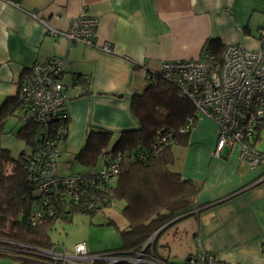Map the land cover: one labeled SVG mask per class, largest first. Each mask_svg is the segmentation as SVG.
<instances>
[{"label":"crops","instance_id":"1","mask_svg":"<svg viewBox=\"0 0 264 264\" xmlns=\"http://www.w3.org/2000/svg\"><path fill=\"white\" fill-rule=\"evenodd\" d=\"M11 1L0 0V105L17 94L18 82L35 62L64 60L62 80L71 98L61 168L74 159L90 130L112 131L114 143L121 132L141 127L133 98L148 87L144 65L158 69L164 60L202 58L211 39L225 48L262 47L264 0H15L19 6ZM29 11L62 31L82 13L98 17L97 40L113 50L71 44L65 35L50 34ZM79 74L88 82L75 81ZM12 118L25 122L22 114ZM217 140L215 122L199 116L187 143L174 145V169L201 187L199 211L168 226L157 251L168 262L183 261L201 247L231 263L264 264V161L243 162L238 144L226 145L216 156ZM255 146L264 150V124ZM182 221L190 229L189 251L178 259L174 249L180 243L171 234Z\"/></svg>","mask_w":264,"mask_h":264},{"label":"trees","instance_id":"2","mask_svg":"<svg viewBox=\"0 0 264 264\" xmlns=\"http://www.w3.org/2000/svg\"><path fill=\"white\" fill-rule=\"evenodd\" d=\"M207 49L219 59L225 46L217 39H211ZM24 77L18 82L17 94L8 97L0 105V244L10 245H1L3 249H7L4 252L9 253L11 251L8 248L13 251L14 247L19 246L34 250L56 249L50 230L58 220L67 219L76 211L91 216L97 213L104 215L105 209L115 200H123L125 206L122 213L128 225L123 229L117 226L123 245L103 250L98 254L133 257L144 249L148 240L157 232L163 233L167 230L171 225L167 228L164 226L173 219L184 216L180 219L182 220L199 211L197 196L200 185L174 169L177 160L174 145L187 143L189 133L197 122L193 102L183 96L175 84L163 78L153 84L152 79L147 77V89L133 98V109L141 127L121 132L112 148H109L113 139L112 131H89L86 142L75 154L74 161L94 167L98 160L101 161L104 152L117 154L132 151L134 154L133 158L122 163L117 180L113 184L97 187L87 183L70 187L61 183L48 190H39L38 184L29 176L27 163L40 143L41 134L37 123L21 107L19 84ZM75 81L84 84L88 79L79 74ZM19 114H22L25 122L14 133L25 140L30 148L22 150L15 157L11 149L2 144V137L6 133L7 120ZM189 118H192L193 123L190 128L182 131ZM68 122L69 118L65 120L66 129ZM263 124L264 121L257 128L253 146L260 139ZM160 130L172 134L171 143H158ZM67 139L68 132L64 135V143ZM61 167L62 165L59 174L64 178L74 174H94L100 164L95 171L84 173L65 174ZM81 185L83 186L80 187ZM76 194L78 196L74 197ZM105 221L107 224L115 223L108 216ZM161 233L155 237L154 245L150 243L145 248V252L163 260L156 248ZM20 261L23 264H45L23 259ZM96 261L94 264H110L105 260ZM115 264L130 263L121 261Z\"/></svg>","mask_w":264,"mask_h":264},{"label":"built area","instance_id":"3","mask_svg":"<svg viewBox=\"0 0 264 264\" xmlns=\"http://www.w3.org/2000/svg\"><path fill=\"white\" fill-rule=\"evenodd\" d=\"M11 2L19 6L17 1ZM28 15L44 24L50 34L67 36L71 44H84L107 52L113 50L109 43L100 45L97 40L100 23L98 17L82 13L72 18L69 28L62 31L51 27L47 18L37 11H29ZM260 35L262 47L258 50L246 49L241 45H228L219 59L206 49L199 59L164 60L158 69L144 65L147 77L152 79L153 84L159 78L175 84L181 94L193 102L197 119L203 116L215 122L218 134L214 151L216 156L221 155L226 145L238 144L241 160L252 166L264 161V151L252 145L257 128L264 121V25L260 28ZM64 72L63 59L49 58L35 62L31 66L30 74L19 84L21 107L37 123L41 134L40 143L27 163L29 176L38 184L39 190H48L61 183L70 187L87 183L97 187L113 184L122 163L134 157L132 151L102 153L98 171L88 176L74 174L62 178L59 174L63 138L68 132L65 120L69 118L68 104L71 98L67 85L62 80ZM192 123V118H189L181 130L190 128ZM157 139L158 143L169 144L172 134L160 130ZM151 238L136 256L137 261L147 254L145 248L150 244ZM27 249L30 248H14L16 252ZM31 250L44 258L55 260L56 264H60L61 260L66 261L63 264H83L76 260L84 257L92 261H126L120 255L90 253L86 242L77 243L74 254L57 248ZM148 257L151 259L146 261L147 264H247L228 262L201 247L181 263L164 261L153 255Z\"/></svg>","mask_w":264,"mask_h":264},{"label":"rangeland","instance_id":"4","mask_svg":"<svg viewBox=\"0 0 264 264\" xmlns=\"http://www.w3.org/2000/svg\"><path fill=\"white\" fill-rule=\"evenodd\" d=\"M20 127L19 122L15 118H10L7 120L5 125L6 133L2 137V144L11 149L12 154L16 157L20 154L22 150H28L30 146L26 143L25 140L19 138L14 133ZM113 147V142L109 145V148ZM264 151V150H262ZM68 161V165L66 167L61 168L63 173L70 174V173H80V172H90L97 167H99L100 160L94 167H87L78 161H74L73 156ZM125 206V202L123 200H115L114 203L105 209L104 215L102 213H97L93 216L83 213V212H73L69 215L67 219H60L58 220L53 228L50 230V235L52 241L58 250H66L70 254H74V249L79 242H86L87 249L90 253L98 254L99 252L106 250V249H114L123 245L122 236L117 229L119 226L121 229L126 227L127 220L122 213V209ZM110 217L111 221L115 222L113 224H107L105 221V217ZM186 224L182 221L180 224L174 227V231L171 234V238L178 241L180 243V248L174 249L177 252L176 256L178 259H182L183 256L187 254L189 251V246L185 242V237L189 236L190 229L184 227ZM167 236V235H166ZM165 236V237H166ZM155 235L151 238V245H154L155 242ZM172 244H176L175 241L169 239ZM169 244V243H168ZM9 247L10 245L0 244V264H23L21 259L24 261H31V262H45V264H56L55 260H50L49 258H44V256H40L35 254L31 249H27L26 251H15L10 250L11 252L7 253L1 246ZM12 245V244H11ZM165 246V245H164ZM166 247V246H165ZM16 248V247H14ZM89 253V254H90ZM87 254V253H86ZM150 255V254H148ZM148 255H143L141 259L138 261L136 260V256H129L124 255L125 258L124 262H128L130 264H147V260L151 258ZM6 256V257H4ZM83 256V255H82ZM84 256H86L84 254ZM23 257V258H22ZM136 257V258H135ZM132 258V261L129 259ZM65 260L67 258H64ZM71 259V258H70ZM128 259V261H127ZM66 261L61 260L60 264L65 263ZM76 262H82L83 264H94L97 261L91 260L89 258H81L76 260ZM107 262V261H106ZM121 261H108L110 264H115ZM123 262V261H122Z\"/></svg>","mask_w":264,"mask_h":264},{"label":"water","instance_id":"5","mask_svg":"<svg viewBox=\"0 0 264 264\" xmlns=\"http://www.w3.org/2000/svg\"><path fill=\"white\" fill-rule=\"evenodd\" d=\"M182 217H184V216H180V217H177V218L173 219L171 222H169L168 224H166V225L164 226V228H167L168 226H170V225L173 224L174 222L180 220ZM160 231H161V230H160ZM160 233H161V232H157L156 237H157Z\"/></svg>","mask_w":264,"mask_h":264}]
</instances>
